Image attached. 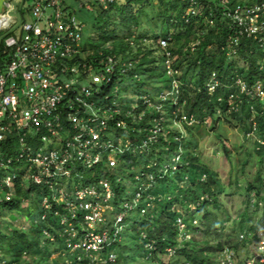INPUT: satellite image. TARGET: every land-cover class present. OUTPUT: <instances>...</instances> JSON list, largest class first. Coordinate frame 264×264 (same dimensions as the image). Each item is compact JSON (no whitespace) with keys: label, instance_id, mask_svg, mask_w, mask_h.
Listing matches in <instances>:
<instances>
[{"label":"trees","instance_id":"16d2710c","mask_svg":"<svg viewBox=\"0 0 264 264\" xmlns=\"http://www.w3.org/2000/svg\"><path fill=\"white\" fill-rule=\"evenodd\" d=\"M200 1V14L191 16L189 22H186L183 17L174 22L173 15L165 18L160 14L164 18L159 29L148 28L145 31L137 29L135 34L137 41L149 42V47L153 44L158 52L163 53L161 42L170 40L172 37L170 30L185 29L191 32L196 26L204 30L206 27L202 21L204 18L209 22H215L203 39L193 38L191 42L189 38L178 51L169 50L172 58L180 55V61H175L168 68L165 67V82H161L162 71L157 69L156 84L159 82L160 85H155L154 92L148 93V101L140 97L137 108L131 110L125 109L123 101L116 96L107 97L108 93L115 91L114 84L118 73L120 76L128 74L132 78L136 75L131 61L126 63L129 64L127 72L122 73L124 68L122 64H125L123 59H120L121 67L112 74L111 82L102 84L99 94L94 98L98 105L105 109L111 108L113 111L114 119L109 122L107 135L103 139L113 141L114 147L121 141L123 153L114 154L117 165H111L108 160L111 151L107 150L103 151L99 163L91 168L74 158L66 165V169L72 167L71 174L75 175L80 163V170L83 173L87 169L91 170L92 177L84 179L85 187H96L101 196L99 199L80 201L76 195L79 188L71 190L70 186H67L68 191L63 193L64 197L61 198L58 189L61 180H52L54 190L50 185H37L28 180L26 190L22 179L29 177L25 171L20 172L17 181L12 185V198L4 199L0 203V253L2 254L0 261H3L1 264H23L24 260L30 261L24 264H49L53 254H66L67 264L78 262L91 264L86 254H82L79 261L78 256L72 255V246H69V244L74 245L83 241L88 233L85 223L87 211L80 208L82 203L88 201L100 202L103 205L106 227H98L97 231L108 229L113 235L115 225H120L117 239L109 248L102 251V257L108 256V250L120 247L122 239L126 240L125 227L128 230L135 229L137 248L143 250L144 256L145 253H152V256L147 258L157 264H217L219 253L239 250L240 243L231 244L230 235H223L219 230L218 226L224 222L218 220L217 212L208 210V207H218L216 195L222 193L223 188L216 171L201 159L198 151V137L194 133L198 126L193 124L200 121L198 124L206 123L209 128L214 129L221 123V114L225 115L229 111L236 114V111H239L233 104L235 101H237V107L241 108L239 119L255 123L254 133L258 137L255 141L256 151H254L258 156L259 168L262 169L255 174L254 182L248 183V188L257 197V200L250 204L260 206L261 201L264 202L260 191L261 185H259V183L264 185V175L261 172L264 169V101L261 97V93H264V51L262 49L264 30L261 35H240L239 27L226 15L224 6L219 2ZM236 2L237 0H229L228 7H234ZM249 2L250 5L253 3L252 0ZM169 8L176 10L178 6L170 5ZM121 9L123 11L124 6ZM139 9L143 10L144 6ZM187 9L188 4H184L181 12L185 13ZM124 14L123 12L119 25L121 37L126 36L133 26L140 25L139 16L135 13L133 6H128L127 16ZM197 22H199L198 25H196ZM107 36L110 39L116 37L114 27L109 32L104 29L100 41L108 42ZM3 48L4 45L1 43L0 69L4 67ZM150 49L146 53L149 57L152 53ZM82 51L85 54L87 52L88 55L85 59L80 58V61L98 68L99 61L107 56L113 57L103 49L82 48ZM158 52L159 62L161 56ZM167 53H163V60H166ZM236 59H243L246 62L245 66L236 67ZM170 69L174 72L172 76L168 74ZM150 70L149 60L148 71ZM176 80L179 82L177 88L174 84ZM186 88L190 89L192 95ZM161 94H169L172 99L168 96V99L162 101ZM163 102L166 105L164 117L160 114ZM178 105L186 109L185 118L192 122L190 126L185 122V132L178 127L179 125L175 124L176 126L172 127L174 123L169 124L168 121L170 117H175L177 122L182 120L181 114L176 113ZM149 106H154L155 112L153 108L148 113L144 112ZM244 106L246 110L243 111ZM253 116H255L254 120ZM118 121L124 122L126 128L117 127ZM14 141L15 139L8 141L10 145L8 149L12 154ZM51 147L52 145L49 146ZM245 167L246 164L243 168ZM126 168L129 170V185L132 187L136 184L138 187L137 195L134 197L129 193L125 198L123 178L117 176V174L122 175V169ZM105 182L110 185L112 191V196L108 200L105 196ZM171 184L175 185L173 196L168 191ZM46 198H48L49 208L44 206ZM104 203H108L113 210L111 215L108 213L109 209H105ZM72 207H76L77 210L72 211ZM5 210L10 213L12 220V223L10 221L6 227L3 226L4 213H2ZM120 216H123L121 223H117L116 220ZM23 218L30 222L26 224L27 226L20 227L19 224ZM197 218L201 226H197ZM180 220L185 225L183 231L180 229ZM15 221L19 223L13 225ZM42 221L47 223L46 227L41 225ZM260 224L264 225V217L258 225L252 222L248 227H244L241 223L242 240L252 239L257 243L261 241ZM187 231L192 237L191 241L181 242V238L187 235ZM73 232L75 237H71ZM128 240L131 241L128 245L131 248L133 245L131 235ZM117 256L115 264L123 259L121 255L117 254ZM126 258L128 264H131L132 255ZM256 264H264V257L257 259Z\"/></svg>","mask_w":264,"mask_h":264},{"label":"built area","instance_id":"2783aa9c","mask_svg":"<svg viewBox=\"0 0 264 264\" xmlns=\"http://www.w3.org/2000/svg\"><path fill=\"white\" fill-rule=\"evenodd\" d=\"M66 1L36 0L29 10L33 20L21 23L19 35L0 40L5 54L4 67L0 69V203L12 198V185L22 171L33 184L50 185L54 190L53 181L68 174L66 165L74 158L91 168L99 163L103 151H111L110 163L115 158L114 154L123 153L121 141L114 147L113 141L103 139L109 122L114 119L112 109H105L94 100L99 94L96 85L109 84L112 74L121 67L120 61L118 63L107 56L98 62L99 68L80 61V58L85 59L80 47L84 25L66 6ZM115 1L97 0L102 7ZM184 1L188 9L183 19L189 22L191 16L200 14L201 1ZM207 1L219 2L225 7L226 15L239 27L240 35L263 33L264 0L246 9L241 5L229 8V0ZM87 9L92 10L90 6ZM7 11L6 7L5 23L0 27V33L11 32L18 23L6 14ZM246 13H249V19L244 21ZM253 17L260 18L254 25L251 23ZM259 23H263L261 31H258ZM167 43V40H162V47L165 48ZM127 65L122 64V73L127 72ZM172 72L170 69L168 74ZM86 81H90V86H85ZM116 125L126 128L122 121ZM11 139H15L13 154L8 149ZM37 139L41 143L53 140L57 144L44 149V144L36 145ZM104 187L106 198H110V185L105 182ZM76 195L80 201L101 197L96 187L84 188ZM60 197H64L63 193ZM44 206L49 208L48 198L44 200ZM80 208L87 211L85 223L88 233L80 243L69 244L72 251L79 250L88 255L91 264H115L116 254L102 257L101 253L115 242L119 229L115 228L113 235L108 229L97 231L98 227L106 226L100 202H84ZM71 210L75 212L77 208L72 207ZM179 225L185 227L181 220ZM71 237H75L74 232ZM76 256L81 261V255Z\"/></svg>","mask_w":264,"mask_h":264},{"label":"rangeland","instance_id":"374dc122","mask_svg":"<svg viewBox=\"0 0 264 264\" xmlns=\"http://www.w3.org/2000/svg\"><path fill=\"white\" fill-rule=\"evenodd\" d=\"M249 1L250 0H237L235 4L237 6L241 5L246 9L252 4V6H255L257 3L263 0H252L253 3L251 5ZM12 2L16 6V11H13L12 15L17 19L18 23L14 25L11 32L2 31L0 33V40L10 35H19L20 25L22 21L26 20L30 22L33 20L32 15L31 13H29L30 11L28 12V10L35 4L36 0H12ZM65 4L70 8L71 12L76 15L77 19L84 25V27L82 28L83 37L80 44L81 48H87L89 50L103 49L104 51H107V53L111 54L118 63L120 59H123L124 63H129L130 61L133 63V71L134 73H136V75L132 78L128 74L120 76V74L118 73L116 82L114 84L115 91L114 93H108L107 96H116L123 101L125 109L129 108L131 110L137 108L140 97L147 99L148 93L154 92L155 85H160L159 82H157L156 84L157 69L162 71L161 82H165V67L168 68L175 61H180V55H176L174 58H172L170 51H178L184 45V42L189 38L191 39V42L193 41V38H197L198 40L203 39V36L207 35L210 28H212L215 24V22H209L206 18H204V20H202L205 23L204 26H206L204 27V30H200L197 26L191 32H187L185 29L170 30L169 33H172V40L170 38L171 42H168L165 48L163 47V53L168 52L166 54V60H163V53L158 52L155 45L152 44L150 45L151 47H149V42L144 43L136 40V31L137 29L145 31L148 28L159 29L162 26V18H164L161 17L160 14L162 16L164 15L165 18L173 15V21H179L184 14V11L181 12L182 7L185 4L184 0H116L114 4L108 5L107 7H102L101 5H99L97 0H78V2L76 0H67ZM175 4L178 6V9L170 10L169 6ZM129 5L134 7L135 13L139 16L138 22L140 25L139 27L133 26L131 31L126 34V36L121 37V29L119 27L121 23V16L123 12L125 13L124 16L128 15ZM87 6H90L92 10H88ZM122 6H124L123 11L121 9ZM141 6H144L143 10L139 9V7ZM248 14L249 13H246L244 21H247L249 19ZM262 17V19H264V14L262 15ZM258 19L260 18L253 17L251 20L252 25H254V23H256ZM125 21H127L126 18ZM4 23L5 20L0 21V27L3 26ZM198 23L199 22H197L196 25H198ZM262 25L263 23L257 24L258 31L262 30ZM113 27L116 31V37L114 39H110V37L107 36L108 42L102 43L100 41L102 31L105 29L107 32H109ZM149 48H151L150 50L152 51L150 57L146 55ZM262 49L264 51V47ZM156 51L158 52V55L161 56V60L159 62ZM87 55L88 53L86 52L85 56ZM149 60L151 62L150 71H148ZM235 62L236 67L245 66L246 64L243 59H236ZM96 72H99V70L96 69ZM169 75H174V72H172L171 74L169 73ZM90 81H86L84 83L85 86H90ZM174 84L175 88H177L179 82L176 80ZM101 86L102 84L99 83L96 85V88L100 89ZM186 90L190 94V89L186 88ZM162 96V101H165L166 99H168L169 94H164ZM169 97L170 99H172V96ZM261 97L264 101V93H261ZM148 99L146 101H148ZM235 99H237V97ZM233 104L234 106H236V109H239V111H236V114H233L230 111L226 112L225 115L221 114V123H219L214 129L209 128V125L206 123L198 124L200 123V121H196L194 122L196 124L193 125H196L198 127L194 130V133L198 137V151L201 155V159L211 169L216 171L218 179L220 180L221 186L223 188V192L217 193L216 195L218 207H208V210L217 212L218 220L224 222L220 226H218V228H220L219 230L222 231L223 235H230V239L232 241L231 244L235 242L240 243L239 250H229L228 252H225L223 254L219 253L217 255L218 260H216V262L217 264H256L257 259H262L264 257V225L260 224L261 226H259V238L261 239V241H259L258 243L254 242V240L252 239L242 240L240 235L243 232L241 231L242 228H240V225L242 223L244 227H248L252 222L255 225H258L261 219L264 217L263 200L261 201L260 206H252L250 203L255 202L257 200V197H255L253 194L254 192H250L248 188V183H253L255 174H257L259 170L262 169L259 168L260 165L258 163V156L255 152L256 149H254L255 141L258 135L254 133L255 123L247 121L246 119H239V116L241 115V108L237 107V101H235ZM154 106H149L144 112L148 113L152 108L155 112ZM165 108L166 105L163 102L160 110V114L163 117L166 116ZM244 110H246V106L243 107V111ZM176 113L181 114L182 120L180 122H177L175 117L168 116L170 117L168 118L169 124L174 123V125L172 124V127L179 125L178 127L185 132V122L189 123V126L192 125V122L188 121L185 118L186 109L183 106L178 105ZM254 117L255 116H253V120ZM37 144H44L43 148L48 149L50 145H56L57 143H55V141L53 140L41 143V140L37 139ZM35 148H38V146H36ZM116 161L117 160L113 158L111 165H117ZM245 164L246 167L243 168ZM78 167L79 169L78 171H76L77 173L75 175L71 174L73 168L70 167L67 168L68 174L60 177L61 179L59 180H61L62 182H60L58 186V189L60 191L59 194L67 192V186H70L71 190L74 188H79V190H83L84 188H86L84 179L91 178L93 173L88 169L83 173L80 170V163L78 164ZM13 170L15 171L16 167H14ZM261 172L262 175H264V169ZM98 176H100V173H98ZM117 176L123 178L125 198L128 197L129 193L132 194L133 197L136 196L138 187L136 184H134L132 187L129 185V170L127 168L122 169V175L117 174ZM22 180L24 189L27 190V181L29 180V178L23 177ZM76 185H79V187H76ZM259 185H261L260 191L264 198V185L260 183ZM174 187L175 185L171 184L168 189L171 196L174 195ZM106 193H108V190L106 191ZM108 199L109 198H106V200ZM104 207H106L105 209H109L108 213L111 215L113 210L110 209L108 203H104ZM178 207L183 209V207L181 206ZM2 213H4L3 226L6 227L8 223H10V221L12 223V220L10 219V213L8 211L5 210ZM126 216H128V214ZM122 218L123 216H120L116 221L120 222ZM197 219V226H201L199 218ZM29 222L30 220L25 221V219L23 218L19 225L20 227L27 226L26 224ZM18 223L19 222L15 221L13 225H17ZM41 225L43 227H46L47 223L42 221ZM102 227L106 226L103 225ZM115 228L120 230V225L116 226ZM180 229L183 231L185 230V227L180 226ZM153 231L154 233L156 232L155 229H153ZM32 232L34 233V230H32ZM182 233L184 234L185 232ZM136 234L137 232L135 231V229L128 230V228L125 227L124 237L126 240L122 239L120 244V247L123 248L117 246L115 249H111V251H114V254H118L123 257V259L119 260L117 264H128V260L126 258L128 255H132L131 264H157L153 263L152 259L147 258H150L152 256V253H145L144 256L143 250L141 251L139 248H137ZM129 235H131L133 241V245L131 246V248L128 246L131 242H129L128 240ZM191 239L192 237L187 231V235L181 238V242L185 240L191 241ZM111 251L108 250L107 255H109ZM72 253V255H82L83 252L81 253L79 250H74ZM0 255L2 254L0 253ZM25 257L23 258V260L25 259ZM228 259L231 260V262H226ZM24 261L26 262V260ZM1 262L3 261H0V264ZM25 262L22 263L24 264ZM51 263L67 264L68 257L66 256V254H53L51 256Z\"/></svg>","mask_w":264,"mask_h":264},{"label":"crops","instance_id":"0c3cea01","mask_svg":"<svg viewBox=\"0 0 264 264\" xmlns=\"http://www.w3.org/2000/svg\"><path fill=\"white\" fill-rule=\"evenodd\" d=\"M76 1L78 2V0H76ZM7 7H8V11L6 14H8L9 16L12 17V19H15L17 21V19L12 15L13 11H16V6H15V4H13L12 0H7ZM29 10H28V12H29ZM24 21H26V20H23L22 22H24Z\"/></svg>","mask_w":264,"mask_h":264},{"label":"water","instance_id":"95a60500","mask_svg":"<svg viewBox=\"0 0 264 264\" xmlns=\"http://www.w3.org/2000/svg\"><path fill=\"white\" fill-rule=\"evenodd\" d=\"M7 7V0H0V21L4 20L5 18V10Z\"/></svg>","mask_w":264,"mask_h":264},{"label":"bare ground","instance_id":"6f19581e","mask_svg":"<svg viewBox=\"0 0 264 264\" xmlns=\"http://www.w3.org/2000/svg\"><path fill=\"white\" fill-rule=\"evenodd\" d=\"M5 20V19H4Z\"/></svg>","mask_w":264,"mask_h":264}]
</instances>
